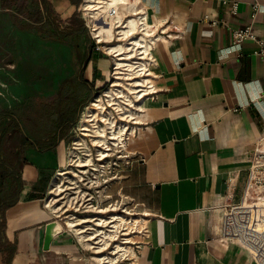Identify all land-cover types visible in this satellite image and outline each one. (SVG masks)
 <instances>
[{
	"label": "crops",
	"instance_id": "0c3cea01",
	"mask_svg": "<svg viewBox=\"0 0 264 264\" xmlns=\"http://www.w3.org/2000/svg\"><path fill=\"white\" fill-rule=\"evenodd\" d=\"M14 1L0 0V10ZM48 1L51 13L67 19L82 2ZM38 2L45 22L47 13ZM143 3L149 21L165 29L169 39L157 44L156 92L141 102L140 129L128 143L131 162L121 166L108 188L148 215L150 235L141 242L135 264H258L248 250L221 239V226L228 197L234 202L242 198L253 149L264 132V57L255 54L258 44L251 39L233 44L232 32L252 26L264 38V0ZM93 73L85 77L88 84ZM60 119L59 113L56 123L46 121L53 136H61L58 144L42 153L27 145L30 155H48L70 140L79 116L69 130L59 128ZM45 174L44 197L29 199ZM50 181L47 169H41L35 185L20 181V198L4 210L3 240L14 244L16 252L8 261L0 251V264H91L84 245L60 233L63 220L55 221L60 230L44 248L46 225L56 219L44 203Z\"/></svg>",
	"mask_w": 264,
	"mask_h": 264
},
{
	"label": "built area",
	"instance_id": "2783aa9c",
	"mask_svg": "<svg viewBox=\"0 0 264 264\" xmlns=\"http://www.w3.org/2000/svg\"><path fill=\"white\" fill-rule=\"evenodd\" d=\"M101 1L96 6L107 7L102 13L113 23L110 38L105 32L100 33V24L93 13L101 10H92L88 0H82L78 12L83 16L94 48L113 61L107 81L111 88L108 90L120 89L125 95L109 97L104 89L105 112L93 108L90 119L78 120L72 129L73 139L69 142L66 162L57 169L44 203L54 211V220L65 223L61 221L65 229L60 233L75 236L85 250L91 252L88 256L91 264H135L141 242L150 235L148 215L138 212L136 204L113 195L108 188L119 178L121 166L131 162L128 143L138 133L141 121L127 116L131 112L134 117L139 116L144 97L156 92L158 58L155 52L157 44L169 37L164 36L165 29L160 30L149 21L143 0H129L128 9L124 2ZM237 7L234 2V11ZM254 7L255 10L258 8L257 5ZM135 19V27L127 34L126 30ZM232 33L233 44L240 45L251 39L258 44L255 54L264 57V38L259 37L252 26L234 29ZM118 43L125 44L122 50L125 52L116 55L119 51H113V46ZM122 106L124 110L119 108ZM136 107L139 108L134 109ZM101 115L107 121L101 119ZM102 131L106 134L99 137ZM98 140L101 142L97 145ZM222 211L221 239L240 245L258 264H264V132L255 143L242 198L234 202L228 197ZM67 219L73 220L77 226H70ZM85 219L91 222L80 224Z\"/></svg>",
	"mask_w": 264,
	"mask_h": 264
},
{
	"label": "rangeland",
	"instance_id": "374dc122",
	"mask_svg": "<svg viewBox=\"0 0 264 264\" xmlns=\"http://www.w3.org/2000/svg\"><path fill=\"white\" fill-rule=\"evenodd\" d=\"M40 9L38 0H15L11 7L0 10V111L19 110L26 116L28 111L33 112L38 108L45 111L41 124L45 125L47 120L54 124L59 111L67 103L66 94L79 87L74 80L80 75L85 78L94 72V81H89L88 85H80L81 96L77 99L74 95L73 98L74 106L77 103H85L88 99L78 112V120L85 119L83 111L84 114L92 111V108L87 107L97 96L102 98L106 90L107 82L104 81L110 78L113 61L102 51V54L94 51L91 58L92 39L86 34L69 36L62 41L50 36L53 29L47 21L43 22ZM51 18L56 25H60L61 30H69L70 24L62 14L52 10ZM66 80L65 90L61 94L62 83ZM109 88L110 85L107 86V89ZM10 122V118L0 119V137ZM105 127L107 128V125ZM72 139L71 131L69 141L62 142L48 155L39 157L37 154L30 155V148L25 144L21 133L9 134L6 143L18 154L20 181L35 185L41 175V169H47L50 170V182L53 183L57 167L66 162L67 149ZM43 163H46L45 167ZM15 184L12 178H8L5 183L7 192H10ZM85 252L88 256L91 253L89 250Z\"/></svg>",
	"mask_w": 264,
	"mask_h": 264
},
{
	"label": "trees",
	"instance_id": "16d2710c",
	"mask_svg": "<svg viewBox=\"0 0 264 264\" xmlns=\"http://www.w3.org/2000/svg\"><path fill=\"white\" fill-rule=\"evenodd\" d=\"M41 1L47 13L48 25L53 29L50 36L56 37L57 40L62 41L69 36L86 34L89 39H91L88 29L84 23V19L79 12H75L69 19H67L70 24L69 30L63 31L60 29V25H56L51 18V3L48 0ZM72 1L74 2L75 0ZM74 3L79 4L78 1ZM91 47L92 49H90V51L101 53L94 48L93 42L91 43ZM74 81L79 87L83 84L88 85V81L85 80L83 75H80L79 78ZM66 82L67 80L62 83L63 89L61 90V94L65 90L64 86L66 85ZM79 87L66 94L65 100L69 104L64 111H59L61 118L59 128L64 126L67 130H69L76 122L81 106L88 101L87 99L85 103L83 102L79 105H77V103L74 106V95H76L78 99L82 94ZM1 118L11 119L10 124L4 129L0 137V251H5L8 254V261H10L16 252V246L8 239L3 240L4 230L6 227L4 210L13 205L20 198L22 184L20 183L21 175L19 172L18 154L7 146V137L11 133H21L26 145H30L38 152L42 153L55 147L60 141L61 136L58 135V133L53 136V127L47 123L45 125L41 124V120L44 118V112L38 108L33 112L28 111L26 116L21 114L19 110H2L0 111V119ZM8 178H12L13 181L16 182V184L12 186L10 192H7L5 189V183ZM48 179L49 175L45 174L38 185L30 191L28 198L33 199L44 197L45 186Z\"/></svg>",
	"mask_w": 264,
	"mask_h": 264
},
{
	"label": "bare ground",
	"instance_id": "6f19581e",
	"mask_svg": "<svg viewBox=\"0 0 264 264\" xmlns=\"http://www.w3.org/2000/svg\"><path fill=\"white\" fill-rule=\"evenodd\" d=\"M100 2H102L101 0H88V4H90L89 5V7H91L92 8V10L93 9H98V10H101V11H93V13H94V15L96 16V21L100 24V33H103V32H105L107 35H106V37L107 38H110L112 35H113V23L111 22V21H109L107 18H106V16H105V14L104 13H102V9L104 8V7H102V6H96V5H98V3H100ZM117 2H124L126 5H125V8H127L128 9V6H129V0H113L112 1V3L113 4H115V3H117ZM100 7H102V8H100ZM107 9V7H105L104 8V11ZM135 25H136V19L135 20H132L131 21V23H130V28L128 29V30H126V33L128 34V32L129 31H131V30H133V28L135 27ZM137 43L138 44H141L142 42L141 41H137ZM142 46V45H141ZM125 48V44H122V43H118V44H116V45H114L113 46V51H119L116 55H119V54H122L123 52H125V51H122L123 49ZM115 84H120V83H115ZM139 86H144L143 84H140ZM134 88V87H133ZM136 88V87H135ZM144 90H146V89H144ZM106 92H107V95L109 96V97H123V95H125L123 92H121V90L120 89H111V90H108V89H106ZM133 92H137V90H133ZM131 102V101H130ZM132 104V103H131ZM92 106L90 107V108H94V109H98L100 112L101 111H104L105 112V107H104V105H103V102H102V98L100 97V96H97L96 98H95V101H93V103L91 104ZM134 106H136L135 104H134ZM89 108V109H90ZM120 109H122V110H124V108H123V106L122 107H119ZM139 107H136V108H134V109H138ZM132 108H130V109H128L129 111L131 110ZM128 110H126V111H128ZM91 110H89L86 114H84V118L86 119V118H89L90 119V112ZM135 116V114L134 113H129V116H127V118L129 117L130 119L131 118H136V120L137 121H139L140 120V117L138 116H136V117H134ZM101 119H105V121H107V118H105V116L104 115H101V117H100ZM89 119H87V121H89ZM117 125L114 123V128L116 127ZM112 127V126H111ZM106 129V128H105ZM123 129L124 128H121V132H123L124 133V131H123ZM98 131V130H97ZM101 132V131H100ZM102 133L103 134H99L98 136L100 137H102V136H104L105 134H106V131L105 132H103L102 131ZM121 136H122V133H121ZM101 142V140H98L97 142H96V144L98 145L99 143ZM122 220L125 222V223H128V221L126 220V218H122ZM88 222H91V220H89V219H85L84 221H82V223H80V224H83V223H88ZM68 223H69V225L70 226H77V225H74V221L73 220H69L68 219ZM51 227H52V231H51V236H53V234L55 235L56 233H58L59 232V230H60V227H59V225H58V223L57 222H54V223H52V225H51ZM80 228H78L77 230H79ZM79 232H81V231H79Z\"/></svg>",
	"mask_w": 264,
	"mask_h": 264
},
{
	"label": "water",
	"instance_id": "95a60500",
	"mask_svg": "<svg viewBox=\"0 0 264 264\" xmlns=\"http://www.w3.org/2000/svg\"><path fill=\"white\" fill-rule=\"evenodd\" d=\"M56 220H52L47 223L46 225V230H45V236H44V248L49 249L51 242L54 239V234L51 236V231H52V223H54Z\"/></svg>",
	"mask_w": 264,
	"mask_h": 264
}]
</instances>
